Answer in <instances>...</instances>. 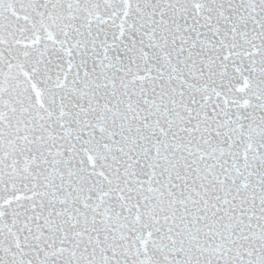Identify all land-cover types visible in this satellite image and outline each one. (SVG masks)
Masks as SVG:
<instances>
[{
	"label": "snow or ice",
	"instance_id": "6c2138e0",
	"mask_svg": "<svg viewBox=\"0 0 264 264\" xmlns=\"http://www.w3.org/2000/svg\"><path fill=\"white\" fill-rule=\"evenodd\" d=\"M0 264H264V0H0Z\"/></svg>",
	"mask_w": 264,
	"mask_h": 264
}]
</instances>
